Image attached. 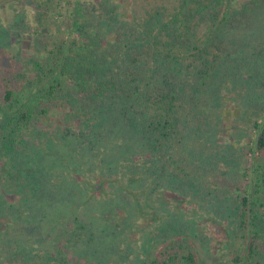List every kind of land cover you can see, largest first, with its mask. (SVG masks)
<instances>
[{
    "label": "trees",
    "instance_id": "trees-1",
    "mask_svg": "<svg viewBox=\"0 0 264 264\" xmlns=\"http://www.w3.org/2000/svg\"><path fill=\"white\" fill-rule=\"evenodd\" d=\"M125 6L127 0L33 1L37 57L14 68L0 60V185L44 214L73 204L70 194L48 187L51 178L33 160L22 158L46 135L38 127L60 114L80 132L81 152L110 138L125 140L154 182L180 188L230 226L225 257L201 251L207 242L192 224L172 222L146 243L137 264H264V0ZM229 100L253 123V140L239 148L247 149L249 162L234 148L199 140L214 137ZM6 207L0 203V215L8 219ZM50 221L55 228L45 227ZM95 230L78 216L42 215L16 230L21 239L3 240L0 260L78 264L68 254L80 243L91 263L106 264L112 248ZM50 235L57 253L45 247Z\"/></svg>",
    "mask_w": 264,
    "mask_h": 264
},
{
    "label": "rangeland",
    "instance_id": "rangeland-1",
    "mask_svg": "<svg viewBox=\"0 0 264 264\" xmlns=\"http://www.w3.org/2000/svg\"><path fill=\"white\" fill-rule=\"evenodd\" d=\"M33 1L0 0V60L10 68L22 66L38 55L39 46L36 45V35L33 33ZM127 5L125 7L129 8L131 0H127ZM45 37L46 40H51L48 35ZM224 93L226 94L225 90L221 95ZM239 113L236 103L231 100L224 103L218 115L214 137L199 140L208 147L214 145L229 151L234 148L236 156L243 163L249 162L251 156L247 154V149L243 152L239 148H246L250 144L255 130L253 123L241 119ZM69 124L62 120L60 114H56L49 126L40 125L38 128L46 135L36 142L35 149L26 150L22 158L25 162L33 160L35 168L51 178L48 187L57 196L70 194L73 204L63 207L55 205L48 214H44L38 211L40 206L36 205L38 207L35 208L36 206H30V202L23 204L20 196L12 194L8 186L0 185V203H7V214H10L8 219L0 215V246H4L3 240L17 236V239H21L23 231L16 230H21L22 226L38 224L42 215L50 220L56 216L63 220L78 216L93 224L95 234L102 237L97 240L103 246H111V252L103 250L106 252L103 255L106 264H137L148 242L157 233L160 235L161 229L163 231L172 222L192 224L196 233L207 242L208 247L203 246L201 251L210 253L212 259L225 257L231 243L230 226L227 222L218 220L211 209L204 208L199 200L182 192L180 188H172L166 181L154 182L155 179L146 174L147 170L142 162L134 156L136 152L125 147V140L115 141L110 138L105 145L97 146L91 153L88 150L81 152L79 147L82 141L76 135L80 132L73 124ZM10 207L15 208L13 212ZM46 209L48 212V208ZM49 224L45 227L49 228L53 222L50 221ZM54 226L53 224L49 229L55 228ZM62 227L63 223H59V229ZM44 233L42 238H45ZM52 240V235L47 237L45 247L57 253ZM98 247L100 248V243ZM84 249V244L77 243L69 251V259L78 264H94L89 258H85L87 256L83 254ZM0 263L4 264L3 258Z\"/></svg>",
    "mask_w": 264,
    "mask_h": 264
}]
</instances>
